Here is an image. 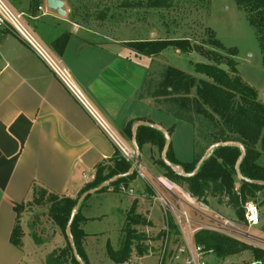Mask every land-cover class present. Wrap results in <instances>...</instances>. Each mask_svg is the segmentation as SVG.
<instances>
[{
  "label": "crops",
  "instance_id": "0c3cea01",
  "mask_svg": "<svg viewBox=\"0 0 264 264\" xmlns=\"http://www.w3.org/2000/svg\"><path fill=\"white\" fill-rule=\"evenodd\" d=\"M33 1L16 0L13 5L25 15L30 26L33 24V30L53 55L60 58L93 110L123 141L132 146L133 138L131 142L126 141L123 132L132 121L133 127L144 122L167 132L174 124V132L184 124L171 121L169 116L157 111L151 98L141 97L156 59L136 54L128 44L146 41L144 37L123 38L124 23L114 27L100 23L94 30L93 25L72 17L66 0H62L68 10L65 18L49 10L46 0H37L39 4L33 10ZM40 7L44 9L40 10ZM64 36H68V40L62 48L58 40ZM111 47L113 52L105 49ZM90 50L92 53L94 50L109 52V56H91ZM170 137L175 157L180 162H191L194 157L184 159L174 147L173 134ZM147 147L154 146H145L140 155ZM117 154L116 146L106 132L46 63L10 28L0 26V264H35L32 257L38 247L29 233H25L20 246L11 241L17 223L15 207L34 198L33 186L76 198L82 188L95 179L96 168L110 164ZM151 169L150 173L158 181L163 180L154 164ZM137 179L125 191L127 199L123 204L120 202L123 207L131 199L132 206H146L147 190L145 185L134 186ZM115 195L119 201H122L120 196L125 197L120 193L112 194ZM100 203L98 198L94 202L88 201L82 211L89 264L92 254L94 264H102L96 262L93 253L97 245L103 248L98 240L102 232L92 231L96 222L109 216L94 212ZM144 210L139 214L153 219L151 211L146 207ZM129 211L126 205L125 210L121 208L113 213L120 214L121 219L117 220L120 226Z\"/></svg>",
  "mask_w": 264,
  "mask_h": 264
},
{
  "label": "trees",
  "instance_id": "16d2710c",
  "mask_svg": "<svg viewBox=\"0 0 264 264\" xmlns=\"http://www.w3.org/2000/svg\"><path fill=\"white\" fill-rule=\"evenodd\" d=\"M66 1L70 4L72 17H80L81 10L86 12L87 7L77 10L73 0ZM235 3L239 10L244 13L254 34H256L260 53H262L264 70V0H235ZM38 4L37 0L33 1V10ZM174 4V0H141L135 4L130 1L120 3V0H110V2L101 0L94 10L100 12L101 22L106 23L109 16L110 18L116 17L114 9L140 8L167 11V9L175 8ZM170 17L173 19L171 15ZM176 20H173L175 22L173 25H177ZM208 32L214 39L213 44L224 51L226 46L216 39L214 31L208 29ZM173 35V37H167L163 40L156 39L128 44V47L136 54L153 60L159 58L168 49H172L177 55L199 54L206 61L192 62L190 64L191 72L182 71L171 65L163 66L164 68L159 72L150 71L142 88L141 97L151 98L157 111L189 125L194 130L196 151L193 160L189 163L180 162L174 155L171 143L167 156L168 161L181 166L185 173L189 174L194 172L197 163L203 158L210 146L226 142L238 143L246 148V156L240 164L242 177L245 180L264 182V102L259 100V91L242 78L237 70L238 62L234 58L219 57L218 52L210 50L204 43L193 42L189 37H175L176 33ZM67 40L68 36L61 37L58 44L64 48ZM232 52L233 57L238 56L236 49ZM225 58H227V64L223 63ZM133 125L134 122L132 121L123 130L128 142H131L133 138ZM174 129L175 124L168 130L169 135L174 133ZM165 143L166 139L161 131L143 126L137 129V144L141 152L147 145L154 146L161 152ZM240 157L241 150L237 147L219 148L201 166L198 174L190 178L175 173L172 168L166 166L162 158L153 163L163 169L162 177L166 178L170 184L185 189L192 197L204 204H207L210 198L216 199L217 204L225 206L227 210L232 212L234 220L241 222L244 221V207L247 201H253L257 204L259 195L264 194V186L239 180L235 166ZM96 170L95 179L86 184L76 198L56 195L47 189L33 186L34 201L32 204L48 209V217L56 227L62 229L66 238L64 245L59 246L57 250L45 257L44 264H79L74 254V247L84 264H89L84 246L87 236L84 229L79 227V221L82 207L92 196H89L82 203L72 225L74 247L71 246L66 233L72 212L83 194L114 179L117 175L129 173L131 165L123 159L118 151L110 164L99 165ZM135 178H137V173L134 171L131 177L117 180L98 193L113 189L117 193L123 194L121 192L128 191ZM132 207L125 220L121 248L114 250L111 245L107 247V254L114 264H126L135 256L142 258L151 252L149 246L144 244L148 241L146 235L136 230V225L142 222L143 217L136 213L135 204ZM25 208V204L15 207L17 223L11 241L16 246L21 244L23 233L19 228L18 220ZM171 222L174 225L173 217L168 215L169 227L172 226ZM173 228L176 232L180 231L177 226H173ZM30 229L36 247L40 248L44 241L37 233L39 228H37L36 223L32 224ZM170 229L172 230V227ZM163 235L166 238V233ZM194 240L206 252L212 251L220 261L250 251L254 256L255 263L264 264V249L231 236L228 237L213 230L202 229L197 231Z\"/></svg>",
  "mask_w": 264,
  "mask_h": 264
},
{
  "label": "rangeland",
  "instance_id": "374dc122",
  "mask_svg": "<svg viewBox=\"0 0 264 264\" xmlns=\"http://www.w3.org/2000/svg\"><path fill=\"white\" fill-rule=\"evenodd\" d=\"M73 1L77 10L82 7H87L86 12L84 13L81 10L80 17H75V19L83 24H89V26L93 25V28H91L96 30L97 25L102 22L101 16L99 15L100 12L94 9L101 0ZM103 1L106 2V0ZM107 1L110 2V0ZM124 1H130L135 4L141 0H120V3H123ZM9 3L15 11L18 10L17 7L13 5L15 3L13 0H9ZM174 3L175 8L167 9V11L140 8L114 9L113 11L116 17L110 18L109 16V20L106 21V23L104 22V24H112L111 26H113L117 23H124L126 30L125 35L122 37L126 39L137 38L140 37L138 35H141L146 41L156 39L163 40L167 37H173V34L176 33L175 37H189L193 42L199 44L204 43L210 50L218 52L219 57L225 56L229 59L234 58V60L238 62V72L242 78L252 84V86L259 91V100L263 103L264 70L262 67V53H260L256 34H254V31L249 25L244 13L237 7L235 0H174ZM174 19H177V25H173L175 24L173 21ZM171 21L173 22L171 23ZM31 25L32 26H29L33 30L34 26L33 24ZM208 29L214 31L216 39L226 46L224 51L218 49L213 44L214 39L209 35ZM140 30H142V32H139ZM33 32L38 36L36 31L33 30ZM110 33L113 34L112 31H110ZM110 33L108 38L111 36ZM112 36L114 37L115 35ZM105 49L113 52V47H111V49ZM235 49L238 51L237 57H233L232 50ZM89 54H91V56H109V52H101L97 50H94L93 53L92 50H90ZM227 58L224 59V64H227ZM192 62L201 63L206 61L196 53H190L183 56L177 55L172 49H168V51L164 52L155 60L150 71L159 72L164 68L163 66L171 65L182 71L191 72L192 67L190 64ZM167 118H170L171 121L173 120L170 116ZM164 124L166 125V123ZM176 130L177 131L173 133L174 147L178 149L184 159L188 160L189 158L194 157L196 151L194 147V131H192L187 124H182ZM144 150L145 152L140 155V158L149 172H147V179L144 178L145 180L137 175L138 179L135 178L137 181L134 186L145 185L147 190L145 193L147 194L145 207L147 211H151L153 219H151V217L149 219L141 214L144 221L142 220L139 225H136V230L146 235L148 241L144 244L149 246V248H153V251H151L148 256L142 258L136 259L135 256L126 264H189V247L188 243H186L189 238L187 237L188 234L191 232L192 235L195 236L197 231L202 228H213L214 225H219L222 218H232V212L229 209L227 210L225 206L217 204L216 199L210 198L208 203L204 204L192 197L185 189L174 187L166 178L162 177V174H164L163 169L158 165H154L159 170L161 179H163L161 181L163 183L158 181L155 176L150 173L152 170L151 164H154L153 162L155 160L162 158L164 150L160 152L155 147H147ZM156 177L158 176L156 175ZM170 185L172 186L170 187ZM155 187L162 193L168 204L158 199L155 194ZM166 187L171 192L168 191ZM115 193L117 192L111 189L108 192L96 193L87 200V202H94L97 198L100 199L101 203L99 207H96L94 212L96 214L103 213L109 215L105 220H102V222H96V224L92 226V228L95 227L94 230H91L99 231L100 233L102 232V237H99L100 239H98L101 241L99 245H102L103 248L111 245L114 250L121 248L120 244L124 234L123 229L125 227V222L120 226L117 221L118 219H121L120 214L115 213L116 215H114L113 213L117 211V209L123 208L125 210L126 205L127 208L131 210L133 208L132 203H134L131 199L129 204H126L123 207L122 204L127 199L126 192H121L125 195L123 198L120 196L122 201H119L116 195L112 196V194ZM173 194H176L181 199L182 202L180 205L174 198L175 196ZM258 200L257 204L261 210L260 224L252 227L248 223L241 221V223L244 224V231L249 232L252 236L248 238L245 237L247 235L240 236L239 239L242 242L264 249V194L259 195ZM33 201L34 199L32 198L31 201L25 203L26 208L18 220V225L23 233L21 238V240H23L25 233L31 235V224L36 223L37 228H39L37 233L43 239L44 243L40 248L38 247L37 253L32 259L35 264H44L43 260L45 257L51 252L57 250L59 246L64 245L66 243V238L62 229L56 227L48 217V209L41 206H35L32 204ZM120 202H122V204H120ZM259 202H261V204H259ZM83 207L82 211L84 209ZM139 207L137 205L136 213L139 214L140 212H145L144 206L139 205ZM174 207L179 209L181 213L184 211L186 212L188 218L191 220L190 225L184 224V218V220L182 219V225L178 223L179 214H177L178 212H176L177 210H175ZM82 211L79 221V227L81 228H83L82 226L84 224ZM168 215L173 217L174 225H172L171 222L172 230L167 223ZM173 226H177L180 231L176 232ZM164 233H166V238H164ZM103 248H99L97 245L93 251L96 255V262L98 261L102 264H114L107 254V248ZM92 257L93 254L90 263L94 264L95 261ZM205 259L208 264H257L250 251L245 252L242 255L231 256L223 261L218 260L216 256L210 252L205 256Z\"/></svg>",
  "mask_w": 264,
  "mask_h": 264
},
{
  "label": "built area",
  "instance_id": "2783aa9c",
  "mask_svg": "<svg viewBox=\"0 0 264 264\" xmlns=\"http://www.w3.org/2000/svg\"><path fill=\"white\" fill-rule=\"evenodd\" d=\"M43 9V7H40V10ZM0 26L10 28L20 39H22L32 49L35 54L38 55L39 58H41L46 63L53 75L64 84L67 90L73 96H75L87 109V111L95 118L102 130L106 132L110 140L115 144L117 151H119L123 159L128 164H130L131 167H134L135 172L139 177H141L142 179H147L146 174L149 171L148 169H146V166L141 161V158H138L137 151L133 148V146L128 145L126 142H124L115 132H112L104 121V119L99 115V113L93 110V108L88 103L86 97L82 94V92L76 85L72 76H70L68 70L63 66L61 60L52 54V52L46 47L44 42L39 39L36 33H34L33 30L30 28L28 22L25 20V15L15 11V9L9 3V0H0ZM155 189V194L158 199L167 203L162 193L156 187ZM166 189L168 190L167 187ZM173 195L175 196L174 198L180 205L182 201L179 196H177L176 194ZM174 209L177 210L176 212H178L177 214H179L178 223L182 225V219L184 218V224L190 225L191 220L188 218L186 212L182 211L183 213H181L179 209L175 207ZM244 209V222L248 223L252 227L259 225V222L261 220V210L258 204L254 203L253 201H247ZM243 226L244 224H242L238 220H234L233 218L229 217L228 219L222 218L219 222V225H214L213 228L206 229L213 230L222 235L228 237L231 236L240 240V236L247 235L245 236L246 238L252 236L249 232L244 231ZM189 234L187 236L189 238L186 241L189 247V264H208L205 259V256L212 251L206 252L202 246H199L195 243L194 236L192 235V233L190 234V236Z\"/></svg>",
  "mask_w": 264,
  "mask_h": 264
},
{
  "label": "water",
  "instance_id": "95a60500",
  "mask_svg": "<svg viewBox=\"0 0 264 264\" xmlns=\"http://www.w3.org/2000/svg\"><path fill=\"white\" fill-rule=\"evenodd\" d=\"M46 2H47V8L49 10L56 11L57 14L60 17H62V18H65L67 16L68 10L65 8V6H66L65 1H62V0H46ZM142 126L143 127L157 129L158 131H161L164 134L165 139H166V143H165V146H164V149H163L164 151H163V154H162V160L166 164L167 167L172 168V170L175 173L179 174V175H183V176H185L187 178L196 176L198 174L199 170L201 169V166L208 160V158L212 155V153L215 150H217L219 148H226L227 146H233V147H237V148H239L241 150V157H240L239 161L237 162V164L235 166L239 180H241V181H248V182H250V183H252L254 185L264 186V182H257V181L245 180L242 177V173H241V170H240V167H241L240 164H241V162L244 160V158L246 156V148L243 147L241 144L233 143V142L218 143V144H214V145L210 146L209 149H208V151L206 152V154L203 156V158L197 163V165L195 167L196 169L194 170V172L189 173V174H186L184 168H182L179 165H174V164H172L171 162L168 161L167 156H168V152L170 150L171 137H170V135H169V133L167 131H165L161 127H159L157 125H154V124H148V123L140 122V123L136 124L133 127V129H132V131H133V143H132V146L137 151L138 158L140 157V152L141 151L139 150V147H138V144H137V129L139 127H142ZM134 171H135V169H134V167H132L129 173H127L125 175H117L116 177H114V179L105 182L103 185H101L99 187H96V189L91 190V191L83 194L79 198V200L77 202V205H76L75 209L72 212L70 221H69V223L67 225V231H66V233H67V236L69 237L71 246H73V242H74L73 241V235H72V225H73L75 219L77 218V214L79 213L80 206L82 205V203L89 196H92V195H94V194L102 191L104 188H106V187L114 184V182H116L117 180L131 177L133 175ZM74 254H75V257H76L77 262L79 264H84L82 258L77 253L75 247H74Z\"/></svg>",
  "mask_w": 264,
  "mask_h": 264
}]
</instances>
